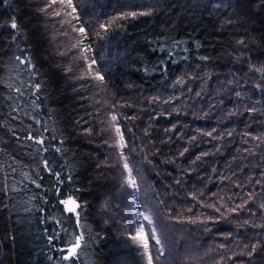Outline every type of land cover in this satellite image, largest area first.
<instances>
[{"label": "trees", "instance_id": "trees-1", "mask_svg": "<svg viewBox=\"0 0 264 264\" xmlns=\"http://www.w3.org/2000/svg\"><path fill=\"white\" fill-rule=\"evenodd\" d=\"M72 3L0 0V264H264V0Z\"/></svg>", "mask_w": 264, "mask_h": 264}, {"label": "snow or ice", "instance_id": "snow-or-ice-1", "mask_svg": "<svg viewBox=\"0 0 264 264\" xmlns=\"http://www.w3.org/2000/svg\"><path fill=\"white\" fill-rule=\"evenodd\" d=\"M61 3L63 5H65L67 8L72 9V13H74L76 11L75 7L73 6L72 0H52V3ZM72 13H68V15H71ZM57 15H59L60 13H56ZM133 15H135L133 13ZM76 18V17H74ZM12 28H16L17 25L15 22L12 23L11 25ZM103 27V26H102ZM77 31H79L80 33H84V29L81 27L79 29H77ZM85 51H87V49H85ZM17 59L19 60L20 58L17 57ZM21 63H24V61H21ZM94 63V61H93ZM89 68H91V65H89ZM97 79L103 80V77L100 76L97 73ZM37 87H39L37 85ZM112 120L115 121L116 117L113 116ZM116 131V135L119 138L117 141V144L120 148L124 147V138L123 135L120 131L119 127H116L115 129ZM43 141H38V143H42ZM121 155H123L121 153ZM124 168L128 171V178L126 183L131 186V187H136V180L135 178L132 176V170L131 168H129L128 164L125 163L124 164ZM62 204L65 205L66 211L70 212V213H76L77 212V208H79L80 206L77 204V201L71 197H69L66 200L61 201ZM143 215V213L141 214ZM78 216V213H77ZM144 220H147L150 224L152 223L151 218L149 216L143 215ZM151 239L154 240L156 242V244H161V240L159 238V236L156 233L155 229L151 230ZM51 239V238H50ZM132 239L134 241H137L140 243V245L143 247V249L145 250V254L147 255V260H148V264H153V258L151 253L148 251L149 249V234L145 232V228L144 226L141 224L136 231V235L132 236ZM83 240V236H77L74 240V242L72 243V245L67 249V254L63 257L64 260H70L73 258H76L78 256V249L81 248V241ZM158 258V257H157Z\"/></svg>", "mask_w": 264, "mask_h": 264}, {"label": "rangeland", "instance_id": "rangeland-1", "mask_svg": "<svg viewBox=\"0 0 264 264\" xmlns=\"http://www.w3.org/2000/svg\"><path fill=\"white\" fill-rule=\"evenodd\" d=\"M140 225H141V223H139V219H138V226H137V228H138Z\"/></svg>", "mask_w": 264, "mask_h": 264}]
</instances>
